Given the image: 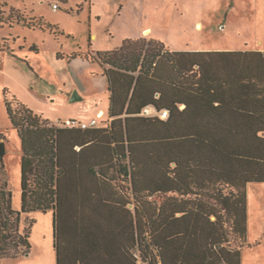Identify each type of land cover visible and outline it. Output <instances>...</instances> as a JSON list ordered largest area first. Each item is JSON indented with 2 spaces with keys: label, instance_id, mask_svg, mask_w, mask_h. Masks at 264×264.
Wrapping results in <instances>:
<instances>
[{
  "label": "trees",
  "instance_id": "trees-1",
  "mask_svg": "<svg viewBox=\"0 0 264 264\" xmlns=\"http://www.w3.org/2000/svg\"><path fill=\"white\" fill-rule=\"evenodd\" d=\"M92 60L108 81L104 126L46 124L5 97L22 206L3 180L0 260L32 249L23 213L53 210L59 264H242L247 186L264 182V51L175 50L141 36Z\"/></svg>",
  "mask_w": 264,
  "mask_h": 264
},
{
  "label": "rangeland",
  "instance_id": "rangeland-1",
  "mask_svg": "<svg viewBox=\"0 0 264 264\" xmlns=\"http://www.w3.org/2000/svg\"><path fill=\"white\" fill-rule=\"evenodd\" d=\"M18 16L26 21L19 23ZM147 27L176 49L264 48V0H0V142L6 143L0 186L7 180L14 208L22 206V146L5 97L14 108L25 103L46 124L96 118L104 126L108 82L104 65L92 56L140 37ZM76 91L81 99L72 101ZM248 199L242 264H264V182L248 186ZM26 220L22 215V229ZM235 244L232 234L229 245Z\"/></svg>",
  "mask_w": 264,
  "mask_h": 264
},
{
  "label": "crops",
  "instance_id": "crops-1",
  "mask_svg": "<svg viewBox=\"0 0 264 264\" xmlns=\"http://www.w3.org/2000/svg\"><path fill=\"white\" fill-rule=\"evenodd\" d=\"M198 23L202 24V28L204 27V21L203 19H199L197 21V27ZM201 28V29H202ZM149 29V33H143V35H152V37L162 40L164 39L160 37L159 35H155L153 31H151L150 27L145 28V31ZM140 36V37H141ZM166 43V42H165ZM167 45V43H166ZM169 46V45H167ZM171 49L175 50H205L200 48L195 49H176L174 47L169 46ZM217 50H261L264 51V48H247L243 46H227L223 48H215ZM106 77V76H105ZM107 79V78H106ZM108 82V81H107ZM110 96V92H109ZM109 106H110V100H109ZM152 110H154L153 107H150ZM109 113V112H108ZM99 114H103V111H100ZM95 118H92V120ZM100 126V125H97ZM256 183V182H252ZM251 183L248 184V186ZM248 186H247V202H248V219H247V227L249 224V199H248ZM27 216L26 223L28 224L31 220H34V226L32 228L31 232V243H32V249L28 254H25L23 256H20L18 258H6V264H59L58 260V252L55 247V234H54V212L53 210L48 211H32V212H25L23 213V217ZM26 224V225H27ZM43 224V226H41ZM248 235V230H247ZM243 254V253H242ZM13 261V262H11ZM67 264H72L71 262H68ZM1 263V262H0Z\"/></svg>",
  "mask_w": 264,
  "mask_h": 264
},
{
  "label": "built area",
  "instance_id": "built-area-1",
  "mask_svg": "<svg viewBox=\"0 0 264 264\" xmlns=\"http://www.w3.org/2000/svg\"><path fill=\"white\" fill-rule=\"evenodd\" d=\"M144 113L145 114H157L161 118H166L168 116V111L167 110L157 111L156 112L155 109L152 110L151 108H146ZM98 123L99 122H98V120L96 118L91 120L90 122L78 121V120H75V119H66V120L60 122V126L88 128V127H92V126H97Z\"/></svg>",
  "mask_w": 264,
  "mask_h": 264
},
{
  "label": "water",
  "instance_id": "water-1",
  "mask_svg": "<svg viewBox=\"0 0 264 264\" xmlns=\"http://www.w3.org/2000/svg\"><path fill=\"white\" fill-rule=\"evenodd\" d=\"M79 99H81V96L76 91L72 97V101L79 100ZM5 154H6V143L5 141H1L0 142V160L1 161H4Z\"/></svg>",
  "mask_w": 264,
  "mask_h": 264
},
{
  "label": "bare ground",
  "instance_id": "bare-ground-1",
  "mask_svg": "<svg viewBox=\"0 0 264 264\" xmlns=\"http://www.w3.org/2000/svg\"><path fill=\"white\" fill-rule=\"evenodd\" d=\"M145 33H146V34H147V33H149V29H148V30H146V31H145Z\"/></svg>",
  "mask_w": 264,
  "mask_h": 264
}]
</instances>
